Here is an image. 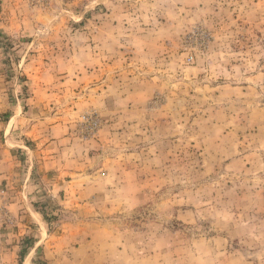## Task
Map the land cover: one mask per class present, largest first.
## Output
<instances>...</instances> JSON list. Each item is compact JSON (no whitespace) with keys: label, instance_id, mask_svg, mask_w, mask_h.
<instances>
[{"label":"rangeland","instance_id":"rangeland-1","mask_svg":"<svg viewBox=\"0 0 264 264\" xmlns=\"http://www.w3.org/2000/svg\"><path fill=\"white\" fill-rule=\"evenodd\" d=\"M10 156L0 264H264V0H0Z\"/></svg>","mask_w":264,"mask_h":264},{"label":"crops","instance_id":"crops-1","mask_svg":"<svg viewBox=\"0 0 264 264\" xmlns=\"http://www.w3.org/2000/svg\"><path fill=\"white\" fill-rule=\"evenodd\" d=\"M27 101H29V99H27ZM32 103V102H31ZM3 105H5V104H3ZM26 105H28V102H27V104ZM18 107H21V106H18ZM24 109V114H30V115H38V113H37V106H35V105H30V106H28L27 107V109H25V108H23ZM12 117L13 116H10L9 118V120L8 121H5L4 123H3V125H2V131H3V139L5 140V142L7 141V139H9V140H11L12 138V126H11V119H12ZM45 118V119H44ZM31 119H34V121H32V123L30 122V124L28 125V127L29 128H31V129H34L35 127H37L38 126V123H41V119H44V120H47L48 118H46V117H39V118H37V117H34V118H28V119H26V121L24 122V123H29V121L31 120ZM39 121V122H38ZM43 122V121H42ZM49 127H50V129H51V131H56L57 130V128H56V125H49ZM62 128H64V126L62 125ZM68 129V128H67ZM40 130H42V129H40ZM39 130V131H40ZM62 133H64V134H66L67 133V130L65 131L64 129L62 130ZM43 134H38V135H34L36 138L38 137V139H40V137L42 136ZM57 136H59L58 134H57ZM53 137H56V135H50V138H44V140L43 139H40V144L39 145H44V149H46L47 151H50V150H48L47 148H48V146H51V144L53 145V143L54 144H56V143H58L57 142V139H55V140H53ZM27 138V137H26ZM66 138H68V136H66V137H64V139H65V141L67 142L68 140H66ZM28 139V138H27ZM43 140V141H42ZM69 143V142H68ZM12 147V146H11ZM18 147H21V145H18ZM23 147H25V148H27L25 145H23ZM53 148L51 149V152H46L47 154H49V155H47L46 156V158L47 159H45L43 162H42V164L40 165V167H43V165H44V167H45V169H46V171H52V170H56L55 171V173H49V172H47V173H43L42 172V174L41 175H39L38 176V178H37V176L36 175H34V173L33 174H31V176H29L28 177V179H27V177L25 178V181L26 180H30V181H34V180H45V181H49V183L50 184H54L55 185V183L54 182H57V181H59L60 179H61V176H59L60 175V173L58 174V170H59V168H60V161L59 160H56L55 158L56 157H58V154H59V152L58 151H60L61 149L60 148H57V146H52ZM56 148V149H55ZM63 148V147H62ZM67 149H69V147L68 146H66V150ZM64 150V149H63ZM55 151L56 152H58V154L57 153H55ZM9 153H11V152H13V150H9L8 151ZM54 153V154H53ZM71 153L72 152H70L69 153V151H68V154H70L71 155ZM57 154V155H56ZM12 157L10 156L9 158H2V159H0V165L2 166H4V167H6V168H9L10 167V170H11V167L13 166V162H12V159H11ZM52 164H54V165H57V168L56 169H47V167H50V166H52ZM47 167H46V166ZM30 169H31V166H30ZM9 172V171H8ZM10 172H12V171H10ZM63 174H64V176H71L72 174H75V173H72L71 171H64V172H62ZM11 174V173H10ZM36 176V177H35ZM80 179V178H79ZM62 180H64V178L62 179ZM67 181H74V180H67ZM53 185V186H54ZM13 186H11V188H12ZM28 186L25 184L24 186H23V190H24V192H27L28 191ZM15 189V188H14ZM12 193H18L19 194V196L21 195V191H19V192H17V191H11ZM27 193H29V192H27ZM18 203H19V201H18ZM15 205V204H14ZM25 206V203L23 204H21L20 206H19V208L20 207H24ZM27 206V205H26ZM18 207H17V209H19ZM20 211H24L25 212V210H20Z\"/></svg>","mask_w":264,"mask_h":264}]
</instances>
